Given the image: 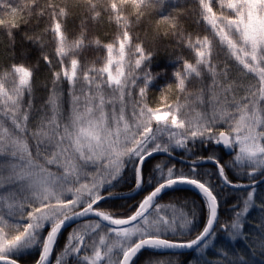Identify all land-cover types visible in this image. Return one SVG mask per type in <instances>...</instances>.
Wrapping results in <instances>:
<instances>
[{
  "label": "rangeland",
  "instance_id": "1",
  "mask_svg": "<svg viewBox=\"0 0 264 264\" xmlns=\"http://www.w3.org/2000/svg\"><path fill=\"white\" fill-rule=\"evenodd\" d=\"M196 1L205 15L207 8L208 18L214 13L220 20L214 27L217 36L213 45L195 48L190 59L175 58L171 72L177 97L172 101L163 97L155 107L143 101L156 77L149 71L151 56L137 41L118 49L117 58L103 60L101 67L76 57L64 59L58 51L60 58L45 57L46 65L70 85L65 117L49 99L40 108L32 72L15 68L0 73V258L22 249L18 242L25 234L86 208L131 155L139 159L186 150L195 141H218L215 128L236 137L250 133L241 150L261 155L264 0ZM27 134L54 171L32 163ZM240 221L232 227V237L240 236ZM192 231L181 211L161 206L125 229L88 219L69 230L67 248L53 264H122L141 239Z\"/></svg>",
  "mask_w": 264,
  "mask_h": 264
},
{
  "label": "trees",
  "instance_id": "2",
  "mask_svg": "<svg viewBox=\"0 0 264 264\" xmlns=\"http://www.w3.org/2000/svg\"><path fill=\"white\" fill-rule=\"evenodd\" d=\"M2 1L0 73L15 68L32 72L34 97L40 108L49 99L60 105V117L69 114L70 85L55 67L46 65L45 57L49 54L64 59L76 57L101 67L103 60L117 58L118 49L130 48L131 43L137 41L151 56L149 71L153 78L156 77L155 85L143 101L155 107L163 97L171 101L177 97L171 72L175 58L190 59V54L196 55L193 51L201 43L213 45L217 36L214 27L220 23L214 13L208 18L207 8L205 15V8L196 0ZM50 29L54 30L52 34ZM57 51L61 55L58 56ZM154 86L159 89L155 90ZM215 132L229 135L233 146L231 154L218 141L205 140L191 143L186 150L169 151L193 164L178 162L168 156L152 157L142 167V189L136 196L105 200L96 207L97 211L113 219H129L141 210L156 188L185 179L204 185L216 200L219 217L215 231L197 251L173 253L151 248L139 254L132 264H264V183L251 189L239 188L264 178V150L261 155L249 152L250 155L241 150L242 141L251 137L250 133L236 137V133L225 129L215 128ZM25 138L32 163L54 171L50 162L40 154L35 140L29 134ZM140 160L133 159L132 155L125 159L118 177L91 203L105 196L135 192L140 184ZM211 161L222 166L223 171ZM156 206L179 210L188 219L193 231L188 235L166 238L173 242L194 241L210 220L208 202L192 189L181 188L165 193L157 199ZM239 219L241 234L232 237L230 231L232 227L236 228ZM57 223L25 234L18 242L22 249L9 258L20 264H37ZM68 234L69 230L57 239L52 264L66 250Z\"/></svg>",
  "mask_w": 264,
  "mask_h": 264
},
{
  "label": "water",
  "instance_id": "3",
  "mask_svg": "<svg viewBox=\"0 0 264 264\" xmlns=\"http://www.w3.org/2000/svg\"><path fill=\"white\" fill-rule=\"evenodd\" d=\"M145 141L146 140H143L142 142H140L138 146L140 147L141 145H143ZM219 144L222 148H226L227 150H229L230 153H232L233 149H232L231 139L226 132H222L220 134ZM138 146L135 148V150L138 148ZM155 156H169L178 162L190 163L182 158H179L173 154H169L166 152H157V153H152V154H148L144 156L141 159L140 164H139L138 171H139V176H140V184L137 190L133 192L132 194H127L123 196L102 197L99 200L92 203L91 205H89L88 207L83 208L79 212L57 223V225L55 226V228L52 230V232L49 234L47 238L43 257L37 264H52V255H53V250L55 248L57 239L63 232L70 230L75 225L85 220H88V219H95V220H99L107 224L108 226L114 229L129 228L135 225L136 223L140 222L143 218H145L148 215V213L156 205L157 199L160 196L164 195L165 193L171 192L173 190L181 189V188L192 189L200 193L208 202L211 214H210L209 223L206 229L204 230V232L197 239H195L194 241L190 243H177V242H173V241L162 239V238H144L134 244V246L127 253L122 264H132L134 259L139 254L151 248H155V249H159V250H163L167 252H173V253H193L197 251L200 247H202L211 238L212 234L215 231V228L218 222V217H219V209H218V204L216 200L214 199V197L212 196V194L210 193V191L204 185L198 182H195L192 180H186V179L185 180H174V181H171V182H168V183H165L159 186L151 193L148 200H146L145 203L143 204L141 210L129 219L116 220L96 210V207L105 200L125 199V198L136 196L142 189V176H141L142 167L146 161H148L149 159ZM190 164H193V163H190ZM220 169L222 170L221 167ZM262 183H264V178L260 181L250 183V184L244 185L239 188H243V189L250 188L251 189V188L261 185ZM0 264H20V263H18L17 261L11 258H0Z\"/></svg>",
  "mask_w": 264,
  "mask_h": 264
},
{
  "label": "flooded vegetation",
  "instance_id": "4",
  "mask_svg": "<svg viewBox=\"0 0 264 264\" xmlns=\"http://www.w3.org/2000/svg\"><path fill=\"white\" fill-rule=\"evenodd\" d=\"M218 143H219V140H218ZM219 145H220V144H219ZM223 149H226V148H223ZM232 149H233V146H232ZM228 151H229V150H228ZM161 152H163V151H161ZM232 152H233V151H232ZM154 153H157V152H154ZM166 153H169V154H173V155H175L174 153L169 152V151L166 152ZM229 153H230V152H229ZM151 154H152V153H151ZM230 154H231V153H230ZM175 156H176V155H175ZM168 157H169V156H168ZM177 157H178V156H177ZM142 158H143V157H142ZM142 158H141V159H142ZM170 158H171V157H170ZM172 159H173V158H172ZM182 159H183V158H182ZM184 160H185V159H184ZM140 161H141V160H140ZM186 161H187V160H186ZM187 162H188V161H187ZM211 162H213V163L216 164L217 166L219 165L218 163H216V162H214V161H211ZM219 166H220V165H219ZM219 166H218V167H219ZM220 167L222 168V166H220ZM220 167H219V168H220ZM138 170H139V168H138ZM222 171H223V168H222ZM138 172H139V171H138ZM122 196H123V195H122ZM93 203H94V202H93ZM91 204H92V203H90L89 205H91ZM89 205H88V206H89ZM88 206H87V207H88ZM155 206H156V205H155ZM141 240H142V239H141Z\"/></svg>",
  "mask_w": 264,
  "mask_h": 264
}]
</instances>
